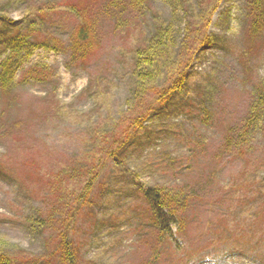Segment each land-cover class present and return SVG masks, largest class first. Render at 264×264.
Instances as JSON below:
<instances>
[{
    "label": "rangeland",
    "instance_id": "obj_1",
    "mask_svg": "<svg viewBox=\"0 0 264 264\" xmlns=\"http://www.w3.org/2000/svg\"><path fill=\"white\" fill-rule=\"evenodd\" d=\"M126 1L0 0V17L17 30L40 9L41 39L53 46L29 40L0 95V237L45 257L63 223L78 264H264V32L248 36L251 0L117 7ZM83 21L91 50L74 59L69 40ZM161 26L173 47L158 59V85L187 66L188 97L143 118L119 152L124 172L110 161L86 191L105 137H122L128 124H115L142 107L130 95L132 52ZM2 31L0 65L11 55ZM34 65L49 69L46 81L21 82ZM136 184L180 192L177 245L159 236Z\"/></svg>",
    "mask_w": 264,
    "mask_h": 264
},
{
    "label": "trees",
    "instance_id": "obj_2",
    "mask_svg": "<svg viewBox=\"0 0 264 264\" xmlns=\"http://www.w3.org/2000/svg\"><path fill=\"white\" fill-rule=\"evenodd\" d=\"M144 2L145 0H128L124 2L123 5H117V7L122 11H124L123 8L125 10L129 8L135 9L137 5L139 7L140 3L142 4ZM30 15L31 17L28 16L27 18L28 23L32 19H34V22H30L26 29L20 30L15 29L13 22L9 21L4 16L0 17V27L3 26V46L11 52V55L0 65V95L8 94L15 66L19 65L16 56L28 45L29 40L34 43V48L50 49L53 47L50 46L49 42L41 39L44 36L42 32H40V26H42L44 20L41 18L40 9L32 11ZM245 19L248 36L254 39L256 35H261L264 32V0H251L247 8ZM88 26L87 21L81 22L78 29L74 32L75 35L73 34V37L69 40L74 59H77L78 56L79 58L85 59L91 50ZM172 47L173 44L169 30L165 26H161L150 34L143 48H135L133 50V67L130 70V79L132 82L130 95L132 101L135 104H139V106L142 104V107L133 120L128 118L115 124L116 129H120L128 124V128L123 132L124 134L122 137H116V133L105 137V148L103 150L104 160L101 164L99 173L93 170H88L85 173L84 177H86L87 180L83 188L86 191L93 189L97 177L104 172L110 161L113 162L112 165H116L124 172L119 152L126 143L132 138H136L140 130H142L143 118L157 106L164 108L170 105L174 100H178V98L187 99L188 83L190 82L189 75L185 70L187 66H179L175 75L172 74V76H169L168 74L170 72L166 74L168 75L167 78L169 83L158 85L157 82L159 80L158 59L163 53L169 52ZM49 75L50 72L46 66L34 65L23 70L20 80L21 82L26 79L44 82ZM257 105L263 106L264 108V94L260 95L258 98ZM258 106L255 108L256 110ZM255 116L257 117V114H255ZM255 120H257V118L251 117L249 124L252 122L254 123ZM136 189L142 194V197L148 205L152 221L157 226L159 236L167 240V242H173L177 245L179 243L176 234L179 222V203L177 199L179 197L178 193L180 192L171 188L144 187L137 184ZM83 198L84 197H79L77 201H79V199L81 201ZM35 222H37V220H35ZM62 222H64V220H62ZM53 233L55 234L56 242L55 254L49 253L45 257L32 256L0 237V264H53L46 258H51L52 260L58 258L60 264H78V252L71 238L72 228H68L67 224L62 223L59 224L58 228H56ZM9 250L15 251L9 253Z\"/></svg>",
    "mask_w": 264,
    "mask_h": 264
}]
</instances>
